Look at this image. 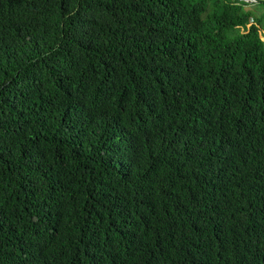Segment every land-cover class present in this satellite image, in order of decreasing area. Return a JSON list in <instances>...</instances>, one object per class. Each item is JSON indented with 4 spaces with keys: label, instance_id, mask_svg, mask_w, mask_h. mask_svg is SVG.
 Segmentation results:
<instances>
[{
    "label": "trees",
    "instance_id": "obj_1",
    "mask_svg": "<svg viewBox=\"0 0 264 264\" xmlns=\"http://www.w3.org/2000/svg\"><path fill=\"white\" fill-rule=\"evenodd\" d=\"M258 7L0 0V264H264Z\"/></svg>",
    "mask_w": 264,
    "mask_h": 264
},
{
    "label": "built area",
    "instance_id": "obj_2",
    "mask_svg": "<svg viewBox=\"0 0 264 264\" xmlns=\"http://www.w3.org/2000/svg\"><path fill=\"white\" fill-rule=\"evenodd\" d=\"M232 3L244 5L246 8H257V6L264 7V0H259L261 4H259L256 0H229Z\"/></svg>",
    "mask_w": 264,
    "mask_h": 264
},
{
    "label": "rangeland",
    "instance_id": "obj_3",
    "mask_svg": "<svg viewBox=\"0 0 264 264\" xmlns=\"http://www.w3.org/2000/svg\"><path fill=\"white\" fill-rule=\"evenodd\" d=\"M260 15V22H259V31L261 32V36H262V40L264 41V7L263 6H259L258 7ZM254 17L256 18V16L254 15Z\"/></svg>",
    "mask_w": 264,
    "mask_h": 264
}]
</instances>
